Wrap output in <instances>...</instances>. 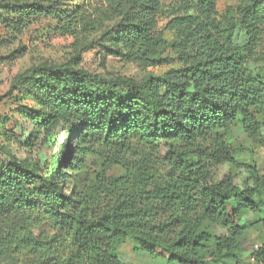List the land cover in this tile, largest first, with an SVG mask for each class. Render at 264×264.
<instances>
[{
  "label": "trees",
  "instance_id": "trees-1",
  "mask_svg": "<svg viewBox=\"0 0 264 264\" xmlns=\"http://www.w3.org/2000/svg\"><path fill=\"white\" fill-rule=\"evenodd\" d=\"M22 2L6 5L18 31L53 16V34L91 35L117 20L101 36L115 57L142 71L168 65V48L177 58L141 84L93 74L76 59L15 79L34 80V110L23 115L56 154L46 174L0 145V264H124L119 248L128 238L135 250L171 264H206L210 246L219 264H238V222L245 214L264 217V176L242 166L247 179L216 178L226 161L240 165L226 137L233 127L261 145L264 76L248 69L234 31L217 23V0H81L63 15ZM239 14L255 43L264 0H244ZM93 157L99 172L78 180ZM206 224L227 235L216 237ZM249 261L264 264V248Z\"/></svg>",
  "mask_w": 264,
  "mask_h": 264
},
{
  "label": "rangeland",
  "instance_id": "rangeland-1",
  "mask_svg": "<svg viewBox=\"0 0 264 264\" xmlns=\"http://www.w3.org/2000/svg\"><path fill=\"white\" fill-rule=\"evenodd\" d=\"M14 1H23L24 4L34 0H0V98L3 99L0 104V145L9 147L20 160L33 161L48 174L56 148L52 143L44 145L38 136L34 138L37 135L34 133V123L23 115L28 108L34 110V102L29 97V93L34 90V80H29L25 85H17L14 81L19 75L42 64L62 65L76 59L80 67L93 74L108 79L126 78L141 84L148 76H159L173 67L172 62L177 58V54L168 48L164 55V58L169 60L168 65L148 71H142L136 64L115 57L101 36L117 20L106 22L101 30L91 35L57 36L52 31L59 21L53 16L32 19L23 30L18 31V19L6 9V5ZM37 1L52 5L59 15H63L81 0ZM243 2L244 0H217L215 19L222 29L234 31L233 45L242 50L248 69L264 76V25L256 26L258 37L257 41L252 43L249 35L252 26L244 24L239 14ZM167 4L175 5L172 2ZM97 6L96 4L92 7V13ZM165 37L170 42L174 35L167 32ZM258 118L264 122L260 115ZM218 135L222 136L224 132H219ZM226 137L231 146L232 158L241 166L226 161L219 168L216 180L230 174L247 179L249 174L242 166H256L259 174L264 176V127L260 135L261 145L248 140L240 126L233 127ZM3 159L4 155L0 153V160ZM98 163L97 158L88 159L85 172L77 175L78 180L85 182L91 174L99 172ZM72 187L73 184H70L69 190ZM238 226L243 228V237L237 250L238 264H250L249 256L255 246L264 245V217L261 214H245ZM205 230L212 232L216 237L227 235V231L218 225L206 224ZM119 254L124 264H171L165 257L152 258L142 251L135 250V243L131 238L119 248ZM214 254L215 249L210 246L206 253V264H219L214 260ZM18 259L21 263L31 261V258L26 256H20Z\"/></svg>",
  "mask_w": 264,
  "mask_h": 264
},
{
  "label": "built area",
  "instance_id": "built-area-1",
  "mask_svg": "<svg viewBox=\"0 0 264 264\" xmlns=\"http://www.w3.org/2000/svg\"><path fill=\"white\" fill-rule=\"evenodd\" d=\"M263 248H264L263 245H256L254 252H258V251H260ZM254 261H255V259L254 258H251V262H254Z\"/></svg>",
  "mask_w": 264,
  "mask_h": 264
}]
</instances>
